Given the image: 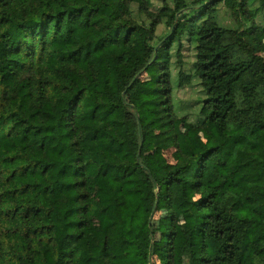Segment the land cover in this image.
Segmentation results:
<instances>
[{"label": "trees", "instance_id": "trees-1", "mask_svg": "<svg viewBox=\"0 0 264 264\" xmlns=\"http://www.w3.org/2000/svg\"><path fill=\"white\" fill-rule=\"evenodd\" d=\"M261 35L264 0H0V264H175L179 239L196 247L187 264H264ZM172 55L177 86H200L192 121L171 100ZM153 64L155 127L137 89ZM198 129L209 143L184 152ZM166 130L179 162L157 174L142 145Z\"/></svg>", "mask_w": 264, "mask_h": 264}, {"label": "rangeland", "instance_id": "rangeland-1", "mask_svg": "<svg viewBox=\"0 0 264 264\" xmlns=\"http://www.w3.org/2000/svg\"><path fill=\"white\" fill-rule=\"evenodd\" d=\"M154 6L160 5V0H153ZM227 21V20H226ZM162 30V26H159L157 29V33H160ZM264 42V36L258 37ZM248 41H252V37H247ZM255 44V43H254ZM158 56L163 59L166 55V51L164 48L163 42L159 44L158 46ZM255 50L257 51V45L255 44ZM182 70L185 74H192L191 72V63L193 61V54L194 49L193 45L187 43L186 40L182 42ZM264 57V53H260ZM178 64H176V57L172 55L170 57V63H169V69L172 72L171 75V84L173 86V91L171 94V100L174 104L175 110L178 115L187 114L193 115L196 113L198 109V105H196L197 99H199L201 92H200V86L197 84V80L195 78H192L191 80H183L182 84L177 86L176 77L178 74ZM157 67L153 65H149L148 68L142 72L140 76V84L138 86V91L143 96L145 101L141 103L139 107H142L147 112V120L152 124V127H155L156 125H159L164 120L167 119L166 115L162 112L156 113L158 111V106L155 102L149 101V97L151 95L152 89L156 87V80L158 77V70ZM182 75L181 77L183 78ZM160 115V116H159ZM194 117H190V120L192 121ZM175 128L180 131L181 133L185 132L186 129L189 128L188 123H181V122H175L174 123ZM169 131H163L159 133L158 140L156 142H150L146 141L142 145V151L148 155V158L150 160V166L151 168L158 173L162 171V166L159 164V159L164 158L167 161L171 163H177L179 162V150L176 146V144L172 143L170 141L169 137ZM199 137L203 139L205 142L209 143V140L207 139L206 134L202 130H194V135H191L190 137H185L182 134H180L179 138V144L184 152L188 151L190 148H194L198 145ZM180 190L177 187H173L171 191V199L175 202H177L176 206L179 204L180 200ZM188 197L193 198L195 195L188 194ZM169 199H167L166 194L163 193L161 195V198H159V203L161 205H167L169 204ZM175 205V204H174ZM176 222H182V214L179 211V208L176 209ZM168 212L165 209V207H162L161 210L157 211L154 216L152 223L156 229L155 237L152 241V244L154 243L153 248V256L157 263H160L161 261H164V255L161 251V245L165 241V229L168 226L169 222L167 220ZM189 244L188 240L179 239L175 241V254H174V260L175 264H187V261L189 257H192L196 253V247L194 244Z\"/></svg>", "mask_w": 264, "mask_h": 264}]
</instances>
